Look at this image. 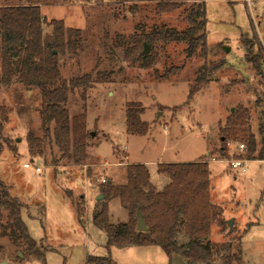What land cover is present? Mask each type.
I'll list each match as a JSON object with an SVG mask.
<instances>
[{"label": "rangeland", "instance_id": "obj_1", "mask_svg": "<svg viewBox=\"0 0 264 264\" xmlns=\"http://www.w3.org/2000/svg\"><path fill=\"white\" fill-rule=\"evenodd\" d=\"M30 1L39 5L47 22L62 20L66 27L82 31V48L75 54L60 53L59 63L66 80L91 76L87 86L70 90L66 103L72 122L88 133V158L80 162L62 158L48 140L41 145V154L35 144L32 155L29 134L43 136L39 89L27 90L19 83L0 85V106L8 111L0 179L22 203V218L43 253L42 258L24 256L0 237V261L89 264L91 258V264L102 259L108 261L104 264H202L176 253L170 261L158 245L108 248L107 234L93 223V217L106 207L112 223L128 220L119 199L109 200L104 194L96 199L107 182L116 186L126 182L128 164H146L151 182L160 191L170 178L159 172L158 164L203 161L211 173L212 203L219 206V219L225 221L212 225L210 239L218 245L231 244L225 254H234L241 237V262L231 264H264V68L245 58L241 43L245 34L264 49V0H205L206 52L198 50L192 57L187 56L185 43L149 45L143 40L164 27L187 29L192 1H178L170 11L155 1ZM200 71H206L209 82L189 99ZM130 104L144 108L141 118L149 125L145 136L127 133ZM241 111L235 134L225 132L224 140L220 129L232 113ZM241 127L253 135V145L242 139ZM232 159L248 161L231 169ZM87 177L106 182L90 187ZM178 242H187L182 230ZM227 260L220 257L211 264Z\"/></svg>", "mask_w": 264, "mask_h": 264}, {"label": "trees", "instance_id": "obj_2", "mask_svg": "<svg viewBox=\"0 0 264 264\" xmlns=\"http://www.w3.org/2000/svg\"><path fill=\"white\" fill-rule=\"evenodd\" d=\"M0 0V85L22 84L27 90L38 88L41 96L40 118L42 138L29 134V149L34 155L35 144L40 149L45 140L56 145L62 158L75 162L88 158L86 133L77 123H73L66 108L70 90L87 86L90 75L66 80L61 76L59 54H75L82 48V31L66 27L62 20H47L42 16L39 5L30 0H18L15 4L2 3ZM123 2L155 1L164 11L177 7L181 0H120ZM192 1L187 14L189 27L179 31L164 27L148 33L144 41L152 45L156 41L185 43L188 57L198 50L206 52L207 18L205 0ZM245 58L255 67L264 68V49L255 38L241 36ZM255 46L257 49L254 50ZM146 56V55H145ZM263 77H264V71ZM209 82L206 71H200L192 83L189 99H192ZM232 113L220 130L235 134L236 119L244 114ZM144 108L130 104L126 110V127L130 135L145 136L149 125L142 120ZM8 111L0 106V150L4 144V123ZM242 139L254 144V137L245 128H240ZM221 151H224L223 149ZM253 151V150H252ZM248 159H254L249 157ZM261 159V156L255 158ZM159 172L167 173L170 181L162 190H157L151 182L149 170L144 163L128 164L126 182L114 185L107 182L101 192L107 199H119L128 211V220L112 223L104 207L93 217V223L107 234V247L112 246H149L163 248L172 260L179 254L195 263L211 264L220 257H228L225 264L241 262V237L234 254H225L231 244L218 245L210 239L212 225L220 218L221 209L210 201V170L206 162L160 163ZM0 237H6L24 256L43 257L39 244L31 237L25 224L22 203L10 195L6 184L0 179ZM80 220L83 218L82 206L77 202ZM141 212L148 226L147 231L137 230V213ZM180 230L187 238L186 243L178 242ZM91 258L89 264H91ZM108 261L102 259L99 264ZM98 264V263H95Z\"/></svg>", "mask_w": 264, "mask_h": 264}, {"label": "built area", "instance_id": "obj_3", "mask_svg": "<svg viewBox=\"0 0 264 264\" xmlns=\"http://www.w3.org/2000/svg\"><path fill=\"white\" fill-rule=\"evenodd\" d=\"M239 146H240V150L243 151L245 148V145L243 143H241ZM245 162H246L245 159H232L231 161H228V163L232 169H237L238 167H241ZM25 166H29V164L26 163ZM36 170L38 172H40V168L37 167ZM93 179L94 178H92V177H90V178L87 177L85 179L87 186L95 187L97 182H101V183L106 182L105 178H102L101 181L99 178H97L96 180H93Z\"/></svg>", "mask_w": 264, "mask_h": 264}, {"label": "water", "instance_id": "obj_4", "mask_svg": "<svg viewBox=\"0 0 264 264\" xmlns=\"http://www.w3.org/2000/svg\"><path fill=\"white\" fill-rule=\"evenodd\" d=\"M149 50V46L148 44H144V49H143V53L146 54ZM97 200H101L103 199V194H99L96 198ZM229 225L232 227L233 225V219L228 221ZM137 230L139 231H147L148 230V226L146 225L143 215L141 214V212L138 211L137 213V226H136ZM8 261L7 260H3L0 261V264H7Z\"/></svg>", "mask_w": 264, "mask_h": 264}, {"label": "crops", "instance_id": "obj_5", "mask_svg": "<svg viewBox=\"0 0 264 264\" xmlns=\"http://www.w3.org/2000/svg\"><path fill=\"white\" fill-rule=\"evenodd\" d=\"M214 160H216V159H214ZM247 161H248V160H246V162H247ZM246 162H245V163H246ZM212 163H218V162L216 161V162H212ZM245 163H244V164H245ZM244 164H243V165H244ZM243 165H242V166H243ZM231 169H232V168H231ZM210 201L212 202V200H211V193H210Z\"/></svg>", "mask_w": 264, "mask_h": 264}]
</instances>
